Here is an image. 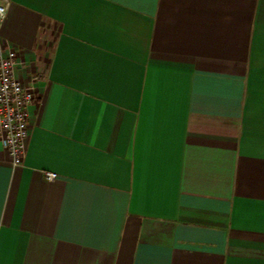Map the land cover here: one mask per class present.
<instances>
[{
	"label": "crops",
	"instance_id": "1",
	"mask_svg": "<svg viewBox=\"0 0 264 264\" xmlns=\"http://www.w3.org/2000/svg\"><path fill=\"white\" fill-rule=\"evenodd\" d=\"M0 41V264H264V0H12Z\"/></svg>",
	"mask_w": 264,
	"mask_h": 264
},
{
	"label": "built area",
	"instance_id": "2",
	"mask_svg": "<svg viewBox=\"0 0 264 264\" xmlns=\"http://www.w3.org/2000/svg\"><path fill=\"white\" fill-rule=\"evenodd\" d=\"M12 0H0V25L5 20ZM18 56L12 47L4 49L0 41V148L11 157L12 165H22L30 134V107L34 101L32 87L16 75ZM50 181L57 174L47 172Z\"/></svg>",
	"mask_w": 264,
	"mask_h": 264
}]
</instances>
